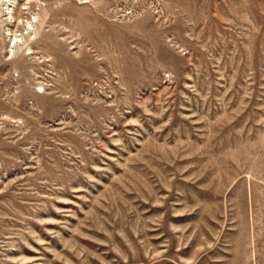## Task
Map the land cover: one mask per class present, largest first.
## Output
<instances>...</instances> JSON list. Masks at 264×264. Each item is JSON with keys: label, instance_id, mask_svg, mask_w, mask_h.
Here are the masks:
<instances>
[{"label": "rangeland", "instance_id": "rangeland-1", "mask_svg": "<svg viewBox=\"0 0 264 264\" xmlns=\"http://www.w3.org/2000/svg\"><path fill=\"white\" fill-rule=\"evenodd\" d=\"M0 264H264V0H0Z\"/></svg>", "mask_w": 264, "mask_h": 264}, {"label": "bare ground", "instance_id": "bare-ground-1", "mask_svg": "<svg viewBox=\"0 0 264 264\" xmlns=\"http://www.w3.org/2000/svg\"><path fill=\"white\" fill-rule=\"evenodd\" d=\"M8 11H9V12H8V14H9V15H10V17H11V16H12V14H13V9H12V10H11V9H9ZM9 15H8V16H9Z\"/></svg>", "mask_w": 264, "mask_h": 264}]
</instances>
